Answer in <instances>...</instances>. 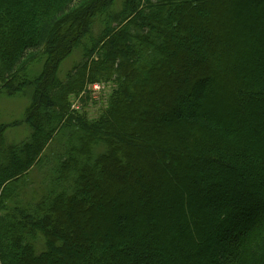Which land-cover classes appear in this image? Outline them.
Returning a JSON list of instances; mask_svg holds the SVG:
<instances>
[{
	"label": "trees",
	"instance_id": "obj_1",
	"mask_svg": "<svg viewBox=\"0 0 264 264\" xmlns=\"http://www.w3.org/2000/svg\"><path fill=\"white\" fill-rule=\"evenodd\" d=\"M117 3L0 0V96L33 91L30 139L0 124V264H264V0ZM99 81L92 121L71 98Z\"/></svg>",
	"mask_w": 264,
	"mask_h": 264
},
{
	"label": "rangeland",
	"instance_id": "obj_2",
	"mask_svg": "<svg viewBox=\"0 0 264 264\" xmlns=\"http://www.w3.org/2000/svg\"><path fill=\"white\" fill-rule=\"evenodd\" d=\"M124 0H117V5H115L113 12H119L121 9V4ZM102 26L98 22H96L93 26V34L98 37L101 32ZM82 54L80 50H76L70 58L65 60L60 67L58 77L61 80L66 79V75L74 69L75 66L80 65L82 63ZM44 64V63H43ZM42 70V65L40 63H36L32 65L29 72V78H35V76L39 75ZM100 85L101 90L97 94H83L88 91V87L84 91H82L79 96L71 98V103L76 112L79 114H83L89 120H97L101 117L103 112L108 107V101L112 94L113 85L111 83H103L96 82ZM32 90H28L25 94H19L16 96H9L8 94H3L0 96V124H10L13 122H20L19 125L11 128L6 134V143L7 145H18L25 143L30 139L32 135V131L28 128V126L21 124V121L24 120L25 112L31 103ZM72 109V107H71ZM212 115L211 112H206ZM66 141L63 135H60L55 139V141L50 145L49 149L45 152V158L43 162L35 167L29 178L33 182L29 185L27 197L31 200V194L34 192L35 194H42L43 188L46 186L44 184V180L49 175L52 170V163H56L60 155V151L65 145ZM101 151V150H99ZM34 188V189H33ZM41 196V195H40ZM25 198V197H24ZM27 199V198H25Z\"/></svg>",
	"mask_w": 264,
	"mask_h": 264
},
{
	"label": "built area",
	"instance_id": "obj_3",
	"mask_svg": "<svg viewBox=\"0 0 264 264\" xmlns=\"http://www.w3.org/2000/svg\"><path fill=\"white\" fill-rule=\"evenodd\" d=\"M100 89H101V87H100V85H98V84H95V85L92 86V90H93L94 92H96V93H98V91H100Z\"/></svg>",
	"mask_w": 264,
	"mask_h": 264
}]
</instances>
